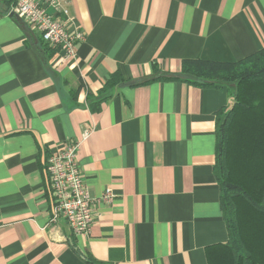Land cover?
I'll list each match as a JSON object with an SVG mask.
<instances>
[{
    "label": "crops",
    "instance_id": "1",
    "mask_svg": "<svg viewBox=\"0 0 264 264\" xmlns=\"http://www.w3.org/2000/svg\"><path fill=\"white\" fill-rule=\"evenodd\" d=\"M63 7L69 30L86 34L67 60L56 48L47 56L0 0V264H208L207 248L229 239L215 162L217 116L232 106L233 85L154 78L264 48V0ZM115 72L124 81L107 88ZM74 139L95 199L90 230L78 236L52 219L46 169Z\"/></svg>",
    "mask_w": 264,
    "mask_h": 264
},
{
    "label": "trees",
    "instance_id": "2",
    "mask_svg": "<svg viewBox=\"0 0 264 264\" xmlns=\"http://www.w3.org/2000/svg\"><path fill=\"white\" fill-rule=\"evenodd\" d=\"M13 16L27 26L16 13ZM40 38L50 57L56 49ZM189 62L195 68L184 62L181 76L154 79L182 77L195 84L233 85L232 106L217 116L215 162L229 239L207 248L208 264H264V48L236 62ZM205 65L217 73L207 75ZM123 81L115 72L107 88ZM88 96L87 103L92 105Z\"/></svg>",
    "mask_w": 264,
    "mask_h": 264
},
{
    "label": "built area",
    "instance_id": "3",
    "mask_svg": "<svg viewBox=\"0 0 264 264\" xmlns=\"http://www.w3.org/2000/svg\"><path fill=\"white\" fill-rule=\"evenodd\" d=\"M9 1L13 12L37 32L49 47L62 50L63 60L75 57L77 44L85 39L86 34L80 28L69 30V18L63 0ZM50 8H60L61 11L55 14L50 12ZM89 134L90 131L86 130L82 140L87 139ZM82 140H70L57 148L48 157L46 167L52 198V219H67L77 236L89 232L94 221L95 205L77 159ZM102 198L111 200V190L107 189Z\"/></svg>",
    "mask_w": 264,
    "mask_h": 264
},
{
    "label": "water",
    "instance_id": "4",
    "mask_svg": "<svg viewBox=\"0 0 264 264\" xmlns=\"http://www.w3.org/2000/svg\"><path fill=\"white\" fill-rule=\"evenodd\" d=\"M14 13L12 12L11 15H13Z\"/></svg>",
    "mask_w": 264,
    "mask_h": 264
}]
</instances>
